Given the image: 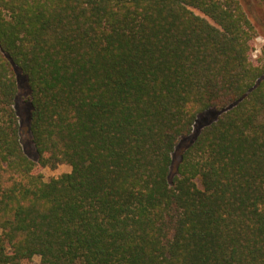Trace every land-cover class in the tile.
Here are the masks:
<instances>
[{
    "label": "trees",
    "instance_id": "1",
    "mask_svg": "<svg viewBox=\"0 0 264 264\" xmlns=\"http://www.w3.org/2000/svg\"><path fill=\"white\" fill-rule=\"evenodd\" d=\"M255 33L241 0H0V264H264Z\"/></svg>",
    "mask_w": 264,
    "mask_h": 264
},
{
    "label": "rangeland",
    "instance_id": "2",
    "mask_svg": "<svg viewBox=\"0 0 264 264\" xmlns=\"http://www.w3.org/2000/svg\"><path fill=\"white\" fill-rule=\"evenodd\" d=\"M241 3L255 27L256 33L251 41L250 57L254 63H258L264 60V52L262 51L264 47V2L263 0H241ZM17 74L19 91L18 97L15 100V108L20 114V122L23 125L25 120V113H28L30 109L29 90L25 78L20 72H18ZM220 113L221 110H218L216 108H210L200 113L195 120L192 134H196L204 125L215 121ZM26 126L27 125H25L24 127L22 126L21 142L25 151H27L33 159H36L34 149L30 140V135L27 131H25ZM70 169L71 168L68 164L60 163L53 168L49 166L36 168L34 172L41 174L44 180H48L50 177L57 176L63 172H68L70 171ZM22 264L41 263L39 256L36 255L29 260H24Z\"/></svg>",
    "mask_w": 264,
    "mask_h": 264
}]
</instances>
